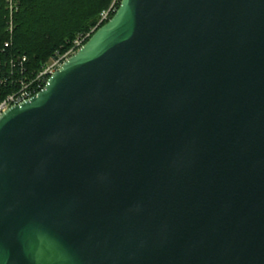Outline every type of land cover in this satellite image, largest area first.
<instances>
[{"label": "water", "instance_id": "obj_1", "mask_svg": "<svg viewBox=\"0 0 264 264\" xmlns=\"http://www.w3.org/2000/svg\"><path fill=\"white\" fill-rule=\"evenodd\" d=\"M0 264H264V0H120L3 112Z\"/></svg>", "mask_w": 264, "mask_h": 264}, {"label": "trees", "instance_id": "obj_2", "mask_svg": "<svg viewBox=\"0 0 264 264\" xmlns=\"http://www.w3.org/2000/svg\"><path fill=\"white\" fill-rule=\"evenodd\" d=\"M15 2L16 10L12 16L13 32L10 35L7 26L10 21L7 3L6 0H0V49L3 48L6 54L12 51L26 56L28 66L39 69L56 53L63 54L70 50L79 35L91 36L106 24L118 9L120 0H15ZM112 4L115 11L99 24L101 14Z\"/></svg>", "mask_w": 264, "mask_h": 264}, {"label": "built area", "instance_id": "obj_3", "mask_svg": "<svg viewBox=\"0 0 264 264\" xmlns=\"http://www.w3.org/2000/svg\"><path fill=\"white\" fill-rule=\"evenodd\" d=\"M9 11L8 33L13 32L12 16L16 6L15 0H6ZM114 8L103 12L99 24L107 20ZM98 27V25H97ZM95 28L92 30V32ZM90 36L79 35L72 44L70 50L63 54L56 53L49 61L39 69L28 66L27 57L18 53L0 49V115L10 107L21 104L40 92L48 78L73 55ZM7 45V44H6Z\"/></svg>", "mask_w": 264, "mask_h": 264}, {"label": "rangeland", "instance_id": "obj_4", "mask_svg": "<svg viewBox=\"0 0 264 264\" xmlns=\"http://www.w3.org/2000/svg\"><path fill=\"white\" fill-rule=\"evenodd\" d=\"M110 8H115L114 4H112V5L110 6ZM110 8H109V9H110ZM109 9H108V10H109ZM110 13H112V12H110Z\"/></svg>", "mask_w": 264, "mask_h": 264}]
</instances>
